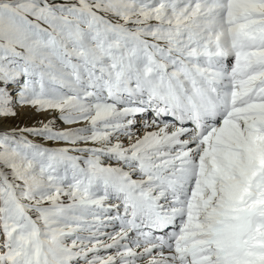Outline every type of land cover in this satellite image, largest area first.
Listing matches in <instances>:
<instances>
[{"label": "snow or ice", "instance_id": "obj_1", "mask_svg": "<svg viewBox=\"0 0 264 264\" xmlns=\"http://www.w3.org/2000/svg\"><path fill=\"white\" fill-rule=\"evenodd\" d=\"M0 264H264V0H0Z\"/></svg>", "mask_w": 264, "mask_h": 264}]
</instances>
